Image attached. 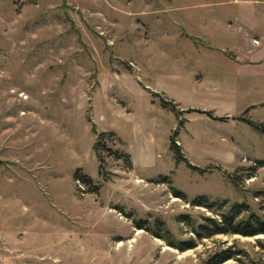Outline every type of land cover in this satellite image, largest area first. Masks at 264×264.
Instances as JSON below:
<instances>
[{"label":"rangeland","instance_id":"374dc122","mask_svg":"<svg viewBox=\"0 0 264 264\" xmlns=\"http://www.w3.org/2000/svg\"><path fill=\"white\" fill-rule=\"evenodd\" d=\"M199 197L264 215V0H0V264L259 250Z\"/></svg>","mask_w":264,"mask_h":264},{"label":"trees","instance_id":"16d2710c","mask_svg":"<svg viewBox=\"0 0 264 264\" xmlns=\"http://www.w3.org/2000/svg\"><path fill=\"white\" fill-rule=\"evenodd\" d=\"M163 106L166 108H172L173 112L181 115L177 108L167 101H164ZM185 112H194L193 109ZM199 113L207 114L212 116L211 112L208 111H196ZM218 121H225L226 118H213ZM183 121H180V126ZM101 137L99 138L94 146L95 150H98L101 144ZM171 150L176 156H181L179 146L176 145L174 138L172 137ZM176 159H178L176 157ZM182 161V159H178ZM130 162V161H129ZM101 174V173H100ZM76 175L78 180H82L84 183H90L89 178H81ZM80 178V179H79ZM176 197L185 199L183 193L177 192ZM194 207H202L213 212L215 217L204 216L201 222L195 220L190 221V225L194 232L200 238H212L220 234H233L240 235L242 237H258L264 235V215H260L255 211H249L242 205L233 204L229 209L226 208L225 203H218L217 201H208L204 197H199L193 204ZM140 229L143 226L140 225ZM171 237V236H170ZM168 243L181 251L194 249L197 247L194 241H174L171 238L167 239ZM258 248L257 252H252L246 247H242L238 242L228 248L218 249L216 252L210 254L202 264H226L233 261L234 264H264V240L258 239L253 249Z\"/></svg>","mask_w":264,"mask_h":264},{"label":"crops","instance_id":"0c3cea01","mask_svg":"<svg viewBox=\"0 0 264 264\" xmlns=\"http://www.w3.org/2000/svg\"><path fill=\"white\" fill-rule=\"evenodd\" d=\"M244 50V49H243ZM257 53V52H256ZM256 53H253V54H256Z\"/></svg>","mask_w":264,"mask_h":264}]
</instances>
